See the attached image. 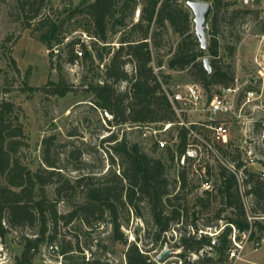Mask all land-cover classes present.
I'll return each mask as SVG.
<instances>
[{"label":"trees","instance_id":"16d2710c","mask_svg":"<svg viewBox=\"0 0 264 264\" xmlns=\"http://www.w3.org/2000/svg\"><path fill=\"white\" fill-rule=\"evenodd\" d=\"M44 1L23 0L22 6L32 5L34 13L29 20L38 18L34 30L38 32L39 40L53 50L55 46L63 45L67 36L62 34V20L41 14ZM187 1L82 0L67 8L69 19H76L80 15L85 17L87 24L84 30L92 40L91 50L81 38L65 42L70 52V62L86 59L94 65L95 59L103 62L106 55L111 54L105 63L104 73H95L99 79L91 76L87 88L93 95V103L111 113L112 120L109 122L144 125L175 119L172 103L162 93V85L151 64L153 47L160 50L165 46L169 28L180 36L166 62L169 69L187 70L193 81L201 84L210 96L216 92L211 91L213 87L234 83L235 70L231 63L225 61L222 51L233 57L236 47L229 42L221 43L218 28L222 17L220 13L230 3L226 0H205L212 3L207 20L211 26L207 34L211 37L208 49L203 50L192 30L194 20L187 8ZM138 5L141 6V13L136 21L134 17ZM245 11L250 12L249 9ZM114 35L119 37L117 48L111 40ZM77 44L81 46L82 56L75 50ZM205 57H210L211 71L204 64ZM128 63L133 64L131 72L126 69ZM164 63L160 58L158 64ZM162 76L164 82L168 83L169 74ZM123 82L127 83L126 88L120 90L117 85ZM52 84L53 88L48 91L57 96H65L73 90V85L63 76ZM20 118L19 108L13 101H0V247L12 229L34 230L33 235L22 237L23 248L14 264H31L45 243L47 246L57 245L56 251L62 257L74 260V253H83L84 249L78 241L73 243L60 238L59 229L75 221L87 227L110 223L113 239L128 245L125 252L127 264H158L137 242H130L124 233L123 219L129 220L131 213L147 224L146 234L149 237L153 235L154 245L167 242V233L185 218L192 217L191 224H187L192 228L185 230L176 243L183 250L177 254L181 258L180 264H232L229 255L234 246V234L237 241L242 240L243 233L248 231L249 239L255 243L263 238L264 218L260 216H264V180L261 172L242 166L239 161L241 154L236 148L225 150L219 146L220 151L229 154L231 161L237 160V169H243L242 184L234 172L220 163L218 178L209 179L210 186L196 195L190 205L187 198L189 191L209 180L207 178L196 184L188 178L185 169L180 170L179 178L169 176L176 156L180 159L185 153V129L178 130L175 149H159L154 144L149 151L138 142H130L125 136L118 138L112 134L105 141L112 151V166L117 159L119 171L110 169L101 175L90 171L71 178L64 174L66 166L58 162L59 154L53 155L54 148L59 145L55 135L47 136L42 141L44 166L32 169L23 161L19 152L27 145V136ZM260 127L258 123L257 132ZM158 150H164L161 156L156 155ZM69 154L81 161V150L75 148ZM79 168L76 166L74 169ZM207 171L210 173V169ZM61 203H65L69 209L62 212L59 207ZM191 207L199 208L189 213ZM207 211L213 214L207 216L203 224L205 227H200L198 221ZM219 221L224 224L220 226ZM213 222H217L215 229H220L214 245L211 244L212 236L206 232L209 227L213 228ZM193 254L197 256L195 259L190 258ZM76 262L108 264L100 258L86 260V256Z\"/></svg>","mask_w":264,"mask_h":264},{"label":"rangeland","instance_id":"374dc122","mask_svg":"<svg viewBox=\"0 0 264 264\" xmlns=\"http://www.w3.org/2000/svg\"><path fill=\"white\" fill-rule=\"evenodd\" d=\"M80 1L82 0H45L41 14H49L64 22L62 34L67 36L64 44L73 38H81L91 50V37L84 30V26L87 24L85 17L83 15L77 16L76 19L68 17L67 8ZM226 1L230 4L220 13L222 17L218 27L219 38L222 44L229 42L236 47V50L233 57H229L227 52L222 51L224 59L233 65L235 77L239 79V82L245 84L244 86L253 87L258 91L263 90L261 100L264 104V75L259 73V70L264 72V0ZM22 2L23 0H0V101H13L19 108L20 119L27 136V145L19 152L23 161L32 169L44 166L42 141L50 135H55L59 144L54 148L53 155L59 154L58 162L62 166H66V169L63 170L64 174L66 173L71 178L90 171L99 175L105 174L110 169L119 171L117 159L112 166V151L108 142L105 141L112 134L117 135L118 138L125 136L130 142H138L149 151L151 149L150 141L143 136V128H137L133 124L121 125L109 122L112 120L111 113L97 107L93 103L92 93L87 91L92 77L99 79L95 73L98 72L100 75L104 73L105 63L108 62L111 54L106 55L103 62L95 59L94 65H91L90 61L86 59L70 62V52L64 44L59 47L55 46L52 50L50 46L39 40L38 32L34 30L38 18L29 20L30 15L34 13L33 7L27 5L24 8ZM187 8L189 7L187 6ZM245 9H249L250 12H246ZM189 10L193 15L192 10L190 8ZM140 13L141 6L138 5L134 20H138ZM207 26V29L211 28L209 24ZM192 30L195 32V24H193ZM210 37L211 35L207 34L208 41ZM118 38L117 35H114L111 39L115 48L119 45ZM165 38V46L160 50L153 47V57L157 63L161 58L166 64L180 40V36L174 33L171 28L168 29ZM80 48V44L75 46L77 52L81 51ZM115 48L112 50L114 51ZM169 50L170 54H168ZM95 53L96 51L94 55ZM126 69L131 72L133 64L128 63ZM162 74H169L167 84L173 89L179 85L195 82L187 70H171L167 67ZM61 76L73 85V90L62 97L48 91L53 88L52 82H57ZM126 84L123 82L117 87L124 90ZM218 89L219 87H213L211 91L215 92ZM251 108L252 106L246 107L247 114L250 113ZM263 114L264 110L257 109L255 115H248L247 119ZM223 119V116L218 117V120ZM175 134L176 131H172L167 136L169 141L172 142L176 139ZM254 134L251 129H248L247 123L245 125L231 120L230 144L233 147L244 146L246 150L252 149L260 161L246 167L261 172L264 169V147L255 141ZM216 144L222 146L220 143L216 142ZM233 147H224V149L229 150ZM75 148L81 150L80 160L82 162L69 154ZM163 151L158 150L156 155L161 156ZM219 152L223 160L230 158L228 153ZM219 164L217 156L203 147L200 162H190L182 166L176 160L169 176L179 178L180 170L185 169L188 178L199 184L207 178L208 180L218 178ZM76 166L80 168L75 170ZM207 169H210V173ZM210 180L203 182L199 188L189 191L187 198L190 205L194 202L196 195L201 194L205 188L210 186ZM247 205L250 208L249 204ZM59 207L62 212L69 209L65 203H61ZM217 207L218 204L215 205V208ZM198 208L191 207L189 213L193 209L197 211ZM212 214L213 212L207 211L201 215L202 217L198 221L200 227H205L203 224L206 222L207 216ZM191 222V216L185 218L182 223L175 225L167 233V242L157 245L152 243L153 235L151 234L149 237L146 234L147 224L133 213L129 220L123 219L122 229L130 242H137L155 261L157 255L166 245L174 249V252L164 262L156 261L158 264H174L176 262L180 264L181 258L177 254L183 250L176 246V243L179 242L181 234L190 229L187 224H191ZM216 223H212L214 229L217 227ZM218 224L221 226L224 222L219 221ZM59 230L60 238H65L73 243L78 241L84 252H75L74 260L64 258L57 251H50L45 243L31 264H78L76 261L82 260L83 256H86V260L100 258L108 264H127L125 252L128 245L113 239V227L110 223L87 227L75 221L68 227H60ZM137 230L138 233H136ZM33 233L34 230L28 228L12 229L1 242L0 263L14 264L16 256L21 253L23 248L22 237L33 235ZM242 245L241 258L234 264H264V241L257 249L255 242L250 239H244ZM211 254L214 255V253ZM196 257L194 254L190 255L191 259Z\"/></svg>","mask_w":264,"mask_h":264},{"label":"built area","instance_id":"2783aa9c","mask_svg":"<svg viewBox=\"0 0 264 264\" xmlns=\"http://www.w3.org/2000/svg\"><path fill=\"white\" fill-rule=\"evenodd\" d=\"M82 56L81 52H78ZM154 73L156 74L159 82L162 85V93H164L170 102L172 103L175 119L167 122H155L146 123L144 125H135L137 128H143V136L148 139L149 147L154 144L158 145L159 149H165L167 147L176 148V142L178 130L185 129L187 132V147L185 153L180 156H176V160L182 166L193 162H200L202 158V148H207L210 152L215 154L220 163L228 167L232 172L237 175L240 184L244 176L243 169L236 168V161L230 159L223 160L220 155L219 145L229 148L233 147L230 144L231 136V120L237 123H243L248 129H251L254 134L255 141L264 147V114L259 115L251 119H247L248 115L254 116L257 109L264 110V104L262 103L263 90L258 91L253 87L244 86L245 84L239 82V79L235 77L234 83L230 86H221L211 96L205 91L201 84L197 82L187 83L185 85H179L176 89H173L169 84L164 82L162 73L167 68L164 63L158 64L155 58L152 56L151 62ZM260 75H264L263 70H259ZM254 80V79H252ZM252 106L250 113L247 114L246 107ZM219 116H223V120H218ZM260 123V130L256 131L257 124ZM176 131L175 138L172 142L169 141L167 136ZM237 149L241 154L242 166L254 165L260 160L252 149L246 150L244 146H234L233 149ZM245 149V150H244ZM247 153V155H246ZM242 178H241V177ZM261 178L264 180V169L261 171ZM243 191V187H241ZM264 218V216H260ZM231 226L235 229L234 225ZM189 228L192 227L189 225ZM203 231V230H201ZM212 236L211 244L216 243V237L219 235L220 229L208 228L207 231ZM250 231L243 233V238L237 241L235 234L232 236L234 246L230 250L229 258L234 264L241 258L243 250L242 242L244 239H249ZM262 241L255 243L256 249L261 245ZM209 246L210 248L212 247ZM50 251L56 252L57 245L48 246ZM4 263V262H1Z\"/></svg>","mask_w":264,"mask_h":264},{"label":"water","instance_id":"95a60500","mask_svg":"<svg viewBox=\"0 0 264 264\" xmlns=\"http://www.w3.org/2000/svg\"><path fill=\"white\" fill-rule=\"evenodd\" d=\"M186 5L193 12L195 34L200 41L201 49L207 50L209 45V41L207 38V20L212 9V3L205 0H188ZM204 64L209 71L212 70L210 57L204 58ZM173 252L174 249H171L166 245L163 250L157 255L156 261L159 263L164 262Z\"/></svg>","mask_w":264,"mask_h":264}]
</instances>
